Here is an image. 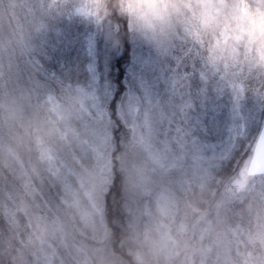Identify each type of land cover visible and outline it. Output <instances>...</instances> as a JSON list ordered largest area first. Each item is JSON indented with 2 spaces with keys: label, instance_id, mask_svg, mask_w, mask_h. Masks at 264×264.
<instances>
[{
  "label": "rangeland",
  "instance_id": "rangeland-1",
  "mask_svg": "<svg viewBox=\"0 0 264 264\" xmlns=\"http://www.w3.org/2000/svg\"><path fill=\"white\" fill-rule=\"evenodd\" d=\"M114 2L119 81L107 0H0V264H129L103 216L116 143L134 260L264 264V173L243 174L264 116V0ZM209 85L247 95L197 131L186 105Z\"/></svg>",
  "mask_w": 264,
  "mask_h": 264
},
{
  "label": "trees",
  "instance_id": "trees-1",
  "mask_svg": "<svg viewBox=\"0 0 264 264\" xmlns=\"http://www.w3.org/2000/svg\"><path fill=\"white\" fill-rule=\"evenodd\" d=\"M114 0H107V6L110 10L111 17L119 23L120 25V39L123 45V52L115 58L114 67L117 68L116 71V81H119L122 77L123 68L121 66V61L126 57L128 50V40H127V28L124 22V18H121L116 11ZM121 86V84H119ZM119 93V88L117 87L114 91L113 98L110 102L111 116L114 119L117 127L120 126V121L114 116V101L117 94ZM114 127V138L117 137L116 130ZM115 144V143H114ZM119 147L117 143L111 150V178L107 189L104 192L103 201V216L105 224L109 229V237L111 239L113 249L119 253L129 264H142L133 259L130 252L127 251L124 244V237L127 233V223L126 216L128 215V202L121 195L122 189V168L119 164L118 152Z\"/></svg>",
  "mask_w": 264,
  "mask_h": 264
},
{
  "label": "snow or ice",
  "instance_id": "snow-or-ice-1",
  "mask_svg": "<svg viewBox=\"0 0 264 264\" xmlns=\"http://www.w3.org/2000/svg\"><path fill=\"white\" fill-rule=\"evenodd\" d=\"M78 11L82 12V14H85L82 8L78 9ZM89 70L95 71L94 67H90ZM147 70L152 73L154 79L149 81L146 80L143 75L134 73L133 76L135 81L134 83L135 91L138 92V91L147 90L149 87L154 88L160 82L162 78V74L164 77H166L168 73L172 71L171 68L165 70L163 66H161L159 69L148 68ZM193 71H195V69H193ZM232 93H235L234 98L232 96ZM246 95L247 93L244 91L242 87L239 89L233 87V89L229 91L227 88H222V87L213 88L210 85L207 87L200 88L194 93H190V96L192 97V102L188 103L186 107L191 109L193 106H195V108L197 109V113L195 115L194 121L188 116L186 117V119H188L189 121V127L191 128L192 124L195 123L196 130L198 131L199 129H201L200 127L201 124H203L204 126L207 123L206 119H201L202 116L205 118L209 116H214L217 110L220 109L221 104L227 105L230 101L232 103V112L235 114H239L237 110L241 109L242 99ZM225 97L227 99H225ZM261 106H262L261 110H264V102L261 103Z\"/></svg>",
  "mask_w": 264,
  "mask_h": 264
},
{
  "label": "water",
  "instance_id": "water-1",
  "mask_svg": "<svg viewBox=\"0 0 264 264\" xmlns=\"http://www.w3.org/2000/svg\"><path fill=\"white\" fill-rule=\"evenodd\" d=\"M243 170L246 177L264 173V116Z\"/></svg>",
  "mask_w": 264,
  "mask_h": 264
}]
</instances>
